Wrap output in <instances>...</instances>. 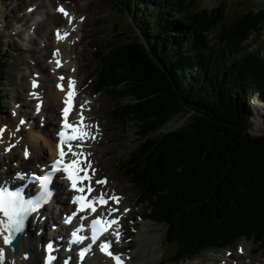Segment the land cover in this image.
Instances as JSON below:
<instances>
[{
  "label": "trees",
  "instance_id": "16d2710c",
  "mask_svg": "<svg viewBox=\"0 0 264 264\" xmlns=\"http://www.w3.org/2000/svg\"><path fill=\"white\" fill-rule=\"evenodd\" d=\"M113 6L134 7L145 38L123 41L120 32L99 52L95 84L126 101L116 106L120 120L140 125V146L123 169L148 204L146 216L164 224L165 243L177 247L169 258L242 239L264 250V135L248 131L253 117L252 131L264 133V47L247 51L264 28V8L247 10L212 43L222 6L215 13L199 0ZM9 67L0 50V92ZM178 115L187 117L179 128L151 135Z\"/></svg>",
  "mask_w": 264,
  "mask_h": 264
},
{
  "label": "rangeland",
  "instance_id": "374dc122",
  "mask_svg": "<svg viewBox=\"0 0 264 264\" xmlns=\"http://www.w3.org/2000/svg\"><path fill=\"white\" fill-rule=\"evenodd\" d=\"M58 2L65 3L76 13L77 22L78 19L80 21V16H84V20H81L80 26L77 28L78 32L75 31L73 33V36L70 37L72 38V42H69L73 45L77 40V43L74 44L77 54L76 51H73L71 55L69 52L71 58L72 54H76V67L63 69L61 74L65 75L68 72L70 74H76L82 100L87 98L91 103L89 115L92 119V128L97 130L95 126L97 122L98 129H100L98 121L104 127L102 140L94 144L93 147H90L92 152L95 151L94 153L96 154H93L94 166L98 175L108 178V186H106L108 192L115 190L121 195L120 200L123 204L120 205L122 208L125 205H127L126 207L131 205L128 214H126L128 216L126 219V231L131 235V239L134 240L133 242L138 243V247L129 245L128 250H130L129 252L140 251L143 257L129 260V263L126 264H196L197 262H199L197 264H206L214 262V260L222 264L219 260H223L226 257L225 255L228 256V254H225L226 250L236 252L241 251V249L242 251L244 250V256L238 260V263L235 258H231L234 263L264 264V250L257 251L258 246L252 240L246 239L240 241V246L243 247L240 249L239 246L232 247L231 249L208 248L197 253L196 257L182 261L169 260L168 257L175 254L177 247L165 243L166 226L155 223L152 219H144L142 217V213L145 212L148 205L139 203V191L133 185L131 179L127 177L126 169H123L130 155L140 146V125L134 122L126 123L125 120H120L118 117L119 112L116 114V110H118L116 106L122 101L123 103L126 101H120L119 98H116L112 89L107 87L98 88L95 84L99 82L97 81L96 71L101 64L99 52L109 51L108 44L114 42L120 32L124 34L122 37L123 41H128L130 38L136 37L140 39L145 38V35L140 32V29L134 23L132 13L134 7H131L132 9L129 10L125 9L120 11L116 6H113V0H0V50L7 57L10 64L8 79L3 84L2 91L0 92V125L20 124V119L24 118L25 112L35 106V100L26 103L27 99L25 98V93L33 77H36V79L40 78L43 83L41 76L47 75V80L44 81L46 85L43 84L42 86L46 89V95L48 97L51 99L54 97V81H57L55 79L57 74L52 75L49 69L45 71L46 73L39 70L41 67L37 61L41 60L44 66L47 64L51 58L50 51L53 47L52 29L54 26H64L67 23L65 16L56 14L55 5ZM199 2V8L207 9L208 12L213 11L215 13V10L219 6H222V10L225 9L223 12V20L208 35L212 43H218L219 40L217 37L219 34L229 28L231 24L235 23L249 9L258 12L264 8V0H199ZM35 4L40 5L36 9L37 17L47 18L48 23L46 26L40 27L39 32L36 30L29 32V26L35 20L32 18V12H29L27 8ZM24 17H28L30 20H26L25 22ZM17 30H23V32L17 34ZM257 33L249 40L250 47L247 51L264 47V29ZM75 35L78 36L77 39L73 38ZM80 36H82L81 40ZM73 68L77 69L76 73L71 71ZM57 100L54 102L48 101L51 103V107L46 112L48 117L47 121L40 117L37 118L34 121L36 130L54 132L49 118H55V121H58L57 115L59 114L58 111L60 110L61 103L59 99ZM135 100L132 97L128 101L134 102ZM254 100L255 98L252 102L253 111L256 105ZM45 103H47L46 99ZM252 119L248 124V131L253 136L264 135V133L255 134L252 131ZM185 121H187L186 116H175L166 125L152 132L151 135L160 136L168 131L179 128ZM24 127H26L24 132H27L29 127ZM38 137L40 138L41 136L39 135ZM48 152L46 149V157L49 156ZM20 153H17V156L11 158L9 162L11 166L16 167L18 165ZM30 162L31 164L35 163L34 160H30ZM135 222L139 223L138 227ZM125 243H128V239H125ZM144 254L147 255L145 256ZM148 257L149 260L145 261Z\"/></svg>",
  "mask_w": 264,
  "mask_h": 264
},
{
  "label": "snow or ice",
  "instance_id": "6c2138e0",
  "mask_svg": "<svg viewBox=\"0 0 264 264\" xmlns=\"http://www.w3.org/2000/svg\"><path fill=\"white\" fill-rule=\"evenodd\" d=\"M58 11L65 13V10L60 7L58 8ZM65 35H67L65 33ZM57 38H60L59 32H57ZM57 64L59 65V61H57ZM60 79H63L62 77ZM73 81L69 80L68 87V99L64 101L66 105L70 103L71 97L73 96L72 92V86ZM36 81H33V87H36ZM57 87H61V85H57ZM39 105H37V110H39ZM68 107H65L63 109V115L65 117V122L62 124L61 131L58 133L60 140L57 144V150L59 154V158L53 162L51 171L48 172L45 175L41 176H35L33 175V179L39 181V194L33 199H25L24 195L22 194L21 190L19 188L15 190H10L8 187H5L3 185H0V240H2V243L5 246L11 245L13 242L14 237L21 233L24 228V224L26 219L33 213L38 212V210L42 207L44 203H46L48 197L50 196L48 184L51 180L54 173L58 171H62L67 174L68 180L71 182L72 189L74 191H78L81 193L80 196H74L73 197V203L78 204L79 206L76 209V212H82L85 210H89L91 212L96 211V205H106L108 203V199H111L112 201L118 203L119 197L111 196L108 198H105L104 194L101 193L99 196L96 197H86L84 195L85 192L91 193L93 191L91 184H88L87 186H81L82 181L84 180H90L89 175L87 174L86 168L78 167V165L81 163L79 160V157L83 156L84 153L81 152H72L73 157H75L70 162H65L64 157L66 155L64 147L67 145L68 150L71 151L72 144L71 142L73 140L77 141H83L86 137H88L90 134L86 132L84 129L86 128V125H83V117L81 116V127H75L66 121V117L68 115ZM71 129V134H68L65 130ZM5 128H0V136H2L3 132L5 131ZM13 147V145H9L7 148H5V152L9 151ZM77 147H80L79 144H77ZM25 157L27 158L28 152L25 150L24 152ZM90 164V162H88ZM83 173V175H81ZM17 177L23 178L21 173L16 174ZM106 181L104 180H98L96 181L97 184H103ZM118 211V209H109L108 215L110 216L112 212ZM127 211V209H125ZM72 215H76L74 212ZM71 217L66 219V223L70 222ZM119 217L115 219H105L103 217H96L91 221V240L92 243H95L98 236L102 234L103 232L108 231L109 227L113 224L118 223ZM73 240L79 241L84 239V237H81L77 234V232H73ZM116 240H119V233H114ZM91 244L88 245L86 249H81L79 252L80 259H83L85 256L86 251L90 250ZM100 251L111 257L114 261V264H123V260L119 254H113L111 251H109L110 248V242L104 241L101 242L99 245ZM46 251L49 253V255L46 256L44 264H51V261L55 259L53 256H51L52 252V244L49 243L46 246ZM242 251V249H241ZM0 264H4V248H0ZM64 264H67V261L64 262Z\"/></svg>",
  "mask_w": 264,
  "mask_h": 264
},
{
  "label": "bare ground",
  "instance_id": "6f19581e",
  "mask_svg": "<svg viewBox=\"0 0 264 264\" xmlns=\"http://www.w3.org/2000/svg\"><path fill=\"white\" fill-rule=\"evenodd\" d=\"M34 7L36 9H38L40 7V5L35 4ZM36 9H35V11L32 12L33 17L38 16ZM67 17L69 19H72L71 23L68 22L67 24H65V26H68L70 29L61 30V31H59V33L66 32L68 30L69 31L70 30L75 31L76 28L78 27L77 15L73 10L70 11V13L68 14ZM46 19L41 18L40 20H38V22H39L38 27L33 25L34 24L33 23L29 26V29L33 30L34 28H37L36 31L39 32L38 30H40V27H42V26L44 27L47 25L48 19L47 20ZM24 20L26 22V20H30V19L28 17H24ZM24 24H23V27H24ZM16 33L21 34L22 30H17ZM55 36H56V34H55ZM62 42H66V43L72 42V38L66 37V38L62 39L61 41H57L55 48L59 47V44H61ZM52 43H53V41H52ZM54 44H55V42H54ZM37 62H39L38 65L41 67L39 70H42L45 72L46 70L48 71V69H50V71L55 72L56 74H58L62 69L66 68L70 64L69 63L70 61L67 58H64V66L60 69L55 67V65L54 66L50 65L51 67H48L47 65L44 66L42 64L41 60H38ZM58 76H60V74ZM42 78H43V84L46 85V83L44 81L47 80V75H42ZM34 79L35 78H32L31 81H33ZM43 89H44V87L42 85H40L39 88L36 90V94L39 95L40 99H46V101L48 103V104L45 103V105H43V107H42V110H43L42 115H45L44 113H46L51 107V103L48 101L50 100L51 102H54L55 100L59 99V102H61V99H62V101L64 102L65 93L60 92L57 89L54 92V97L51 99L50 97L45 95L46 92ZM30 92H31V87L29 86L27 88L26 93H25L26 94L25 98L27 99L26 103H30V101L32 99V95L30 94ZM84 102L87 103L88 105L90 103V102H88L87 98H85ZM33 108L37 109V107H33ZM255 111H256V115H260L262 108L259 106H255ZM14 112H15V114H17L16 111H14ZM83 114H86V113L83 112ZM17 116H19V115H17ZM86 121H87V119H86ZM49 122L52 124V126H55V124L57 123L55 121V118H52V119L49 118ZM29 124L33 126V122L31 120H30ZM89 125L90 124L88 123L86 130H89L91 132V135H94L96 132ZM99 128L100 129L97 132L101 133V137L99 139L101 141L103 138V134H104V131H103L104 127L100 121H99ZM23 133H24V130L22 129L21 126H14V125H10V124L7 125V129L5 130L3 138L0 141V151L2 154L1 156L3 158L2 160H0V168H2L4 165L10 167L8 162L5 163V161H7L9 158L15 157L17 155V153H20V150L22 153H20V155H19V163H20V167L22 166L23 170H26V168L29 167L28 164L31 163L30 160H34L35 163L45 162L47 160L46 156H45L46 149L49 151L48 152L49 153L48 159L52 158L56 154V140H54V137L52 138V131L50 132L48 130L45 131V130H39L38 129V130H36V132H34L35 134L32 131H29L28 132L29 134L25 133V135ZM36 134H37V136L41 135L42 137H45L44 139L41 140V142L43 141V143H42L43 145L40 142L41 137L39 139L36 136ZM92 142L96 143V141L91 140L89 144H91ZM9 145H13V147H11V149L9 151H7L9 153H7V152H5V148H7ZM87 146H89V145H87ZM87 146L85 147L84 150H86ZM14 147H15V149H13ZM25 149H28V151L30 153V157L27 160H26V157L24 155ZM11 169H12V167H11ZM0 177H2V179H3V174L1 171H0ZM104 186H107V184H105ZM100 189H102V188L100 187ZM112 194H113V196L118 195L120 198V194L118 192H116L115 190H113ZM61 195H63V192ZM119 202H120V199H119ZM113 203L116 205V202L113 201ZM70 207H71L70 203L66 204V203L62 202V206L55 209L54 212H52V213L49 211V209L46 208L44 213L40 212V213L36 214L35 215V221H33L30 224L28 230L26 231V234L22 237L20 252L18 254L10 253L8 250V247L2 243V240H0V248H4V264H39L41 261V260H39V257L42 256V254L44 255V252L42 251V249L39 248V243L43 240H46V239L52 237V235H54V233L56 232L54 229H52L51 232H48L47 230L44 232V229L46 227H49V226L52 227L53 222H55V224H57L55 219L59 218V213L64 211V210L69 209ZM138 225H139V223H136L137 227H138ZM133 241L134 240H132V239L129 240L130 246L134 245V246L138 247V243L133 242ZM124 255L129 257L130 258L129 260H132V259L134 260V259H138L140 257H143V255L140 251H134V252L124 251ZM242 256H243V254L240 251H237V252L230 253L228 255V257L223 258V260H224V262H226L225 264H233L234 262L232 260H230V258H229V257H232V258H235L236 262L238 263V260ZM142 259L144 260V258H142ZM148 260H149V257L147 259H145V261H148ZM214 261L215 262H213L212 264H218V262H216V260H214ZM197 263H199V262H197ZM74 264H80V263H77L74 261ZM81 264H87V262L81 263ZM240 264H243V262H241Z\"/></svg>",
  "mask_w": 264,
  "mask_h": 264
},
{
  "label": "water",
  "instance_id": "95a60500",
  "mask_svg": "<svg viewBox=\"0 0 264 264\" xmlns=\"http://www.w3.org/2000/svg\"><path fill=\"white\" fill-rule=\"evenodd\" d=\"M18 239H19V238H18ZM18 239H17L16 242H15V250H16V252L18 251V247H17Z\"/></svg>",
  "mask_w": 264,
  "mask_h": 264
}]
</instances>
